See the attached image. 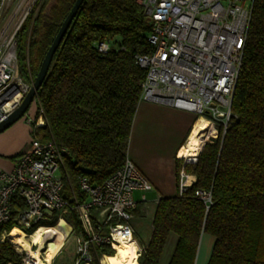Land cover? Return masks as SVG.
Listing matches in <instances>:
<instances>
[{"label":"trees","instance_id":"obj_1","mask_svg":"<svg viewBox=\"0 0 264 264\" xmlns=\"http://www.w3.org/2000/svg\"><path fill=\"white\" fill-rule=\"evenodd\" d=\"M74 1L38 0L23 21L16 49L24 80L36 76ZM150 29V18L135 0H83L53 54L35 96L44 114L35 135L68 150L66 197L72 188L83 198L79 176L101 183L127 158L146 75L135 55L151 51ZM100 41L108 42L106 52L97 50ZM231 110L225 133L218 126L197 160L184 165L195 181L181 194L158 198L149 239L138 242L143 249L137 264H159L170 233L176 236L166 264H195L203 234L214 237L206 264H264V0L253 3ZM180 168L178 161V179ZM198 190L209 191L210 200L196 195ZM23 207L16 198L14 212ZM68 219L79 232L74 215ZM11 241L0 242V264H22L24 253ZM101 250L113 254L109 246Z\"/></svg>","mask_w":264,"mask_h":264},{"label":"built area","instance_id":"obj_2","mask_svg":"<svg viewBox=\"0 0 264 264\" xmlns=\"http://www.w3.org/2000/svg\"><path fill=\"white\" fill-rule=\"evenodd\" d=\"M37 1L0 0V22L11 6L9 19L0 30V120L20 104L33 82L32 78L26 81L19 74L16 34ZM135 1L151 20L148 41L152 49L135 55L136 63L146 69L141 100L192 111L197 119L203 116L211 121L216 136L218 126L222 134L225 133L234 116L232 98L254 0ZM15 3L18 6L13 8ZM108 49L106 41L97 44L100 52ZM32 102L35 109L22 116L31 126L29 148L18 155L12 170L0 171V242L11 241L9 235L15 227L29 237L27 231L31 228L53 227L61 222L64 240L56 255L69 237L74 236L73 264H103L106 253L101 249L109 246L114 252L113 245L120 239H132L138 245L139 258L143 248L130 220L139 205L134 192L140 191L141 200L146 202L144 193L152 189L149 180L127 157L121 167L101 183L79 176L78 190L82 199L72 188L66 197L64 160L69 152L35 135L36 129L44 126V114L35 97ZM184 143L176 152V157L182 161L180 194L190 185L183 167L195 162L198 156L181 157L179 150ZM195 194L205 201L210 200L209 191L198 190ZM16 198H21L24 204L17 213L14 212ZM69 214H73L80 225L77 233L68 219ZM10 223L12 229L7 231L5 227ZM52 234L57 238V234ZM42 235L44 244H48L46 233ZM30 244L31 248H38L36 243L31 241ZM14 246L24 253L22 264L26 263L30 258L28 251Z\"/></svg>","mask_w":264,"mask_h":264},{"label":"crops","instance_id":"obj_3","mask_svg":"<svg viewBox=\"0 0 264 264\" xmlns=\"http://www.w3.org/2000/svg\"><path fill=\"white\" fill-rule=\"evenodd\" d=\"M196 120L197 115L192 111L143 99L139 101L136 107L128 141L127 157L140 169L152 185L150 193L153 195L152 201L154 204L150 221H152L158 198L174 196L178 192L179 179L176 174V164L178 161L181 164V161L176 157V152L188 139L187 137H189L191 129H194L192 127ZM30 131L31 126L25 119L21 118L0 132V171L12 170L18 155L29 148ZM185 174L188 176V183L192 184L196 179L195 175ZM144 206L146 208L145 212L149 213L147 205ZM39 227L44 229L47 226L41 225ZM15 229L23 236H28L22 229L18 227ZM170 240L171 235L168 237L159 264H163V258ZM213 242V236L209 234L202 235L195 264L206 263L207 254L205 255L203 246L210 250ZM34 243L38 245V249L42 248V252L44 251L43 236L40 235ZM35 248L31 249L34 250ZM58 255L52 259L55 260ZM53 260L49 263L52 264Z\"/></svg>","mask_w":264,"mask_h":264},{"label":"bare ground","instance_id":"obj_4","mask_svg":"<svg viewBox=\"0 0 264 264\" xmlns=\"http://www.w3.org/2000/svg\"><path fill=\"white\" fill-rule=\"evenodd\" d=\"M196 121H198L196 123V126L189 134V137L184 146L180 149V154H182L183 156L188 157L197 155L202 149L206 140L211 136H216V129L209 119L201 116ZM63 225V223L59 222L53 227L47 226L44 229L42 227H38L31 234H29V238L18 233V231H16V229L14 228L11 231L9 237L18 248L28 251L30 258L24 264H48L55 256L64 240ZM43 233H46L45 237L49 239L47 241L48 244L45 243L44 251L42 252V248H35L34 250L31 249L30 240L34 242L40 237V235L43 236L44 240V235H42ZM52 233H54L55 235L57 234V238L52 237ZM14 237L16 240L14 239ZM137 247L138 245L132 239H120L119 242L114 243L113 245V248L115 249V251L113 252L114 254L106 255L103 258V264H106L109 260L111 262H114L112 260L113 257L116 256L117 260L119 261V263L115 261L116 264H137ZM42 256L44 257V259L42 258Z\"/></svg>","mask_w":264,"mask_h":264},{"label":"rangeland","instance_id":"obj_5","mask_svg":"<svg viewBox=\"0 0 264 264\" xmlns=\"http://www.w3.org/2000/svg\"><path fill=\"white\" fill-rule=\"evenodd\" d=\"M17 6L18 5L16 3H15V5H12L13 8L17 7ZM10 11H11V6L6 11V13L3 16L2 21L0 22V30L7 23L8 19H9V16L11 14ZM18 70H19V67H18ZM34 109H35V106H34V104L32 102L30 104L28 110L26 111L27 115H28V113L31 114ZM21 118L23 119V117H21ZM197 122L198 121H196V123ZM196 123H194V126L192 128H194L196 126ZM191 131H192V129H191ZM191 131H190V133H191ZM211 137H213V136H211ZM211 137L208 138L207 140L210 141L212 139ZM204 138H206V137H204ZM204 138H202V139H204ZM207 140H206V142H208ZM186 141H187V139H186ZM186 141H185V143H186ZM179 155H181V157H187V156H183L182 154H180V150H179ZM188 157H192V156H188ZM181 164H182V161H181ZM179 181H180V179H179ZM144 194H145V197H146V202L141 200V192L140 191H135L134 192V197H135V199L137 201H139L140 208H138L137 210H135L133 212V217L130 220V223H131V225H132V227H133V229H134V231H135V233L137 235V241L138 242H142V243L145 244L147 242V240L149 239V235L151 233L150 214H152L151 212L153 210V204L154 203L152 201L153 195L150 193V190L146 191ZM145 204L147 205L149 213L145 212V209H146L145 206H144ZM170 235H171V240H170V243H169V245L167 247V251L165 253V257L163 258V264L165 262H167L169 256L172 253L173 247H174V242H175V236L176 235L174 233H170ZM199 248H200V244H199ZM199 248H198V251H199ZM211 248L212 247H210V250H211ZM203 249L205 251V255L207 254V258L205 259V262H207L210 250L207 247H204V246H203ZM197 255H198V252H197ZM74 258H75V237L74 236H70L69 239L67 240L65 246L63 247L62 252L55 258V260H53L52 264H73ZM196 259H197V257H196ZM112 261H114V262H111L109 260V261H107L106 264H116L115 261H117L119 263V261L117 260V256L113 257Z\"/></svg>","mask_w":264,"mask_h":264},{"label":"water","instance_id":"obj_6","mask_svg":"<svg viewBox=\"0 0 264 264\" xmlns=\"http://www.w3.org/2000/svg\"><path fill=\"white\" fill-rule=\"evenodd\" d=\"M83 0H75L71 9L63 19L56 35L54 36L51 44L49 45L46 53L40 63L38 72L33 79L31 87L26 95L23 97L20 104L6 115L2 120H0V132L8 128L11 124L21 119L24 113L28 110L30 104L32 103L34 97L36 96L37 90L40 87L42 81L44 80L47 71L49 69L53 54L55 53L61 39L63 38L72 18L75 16L78 8L80 7Z\"/></svg>","mask_w":264,"mask_h":264}]
</instances>
